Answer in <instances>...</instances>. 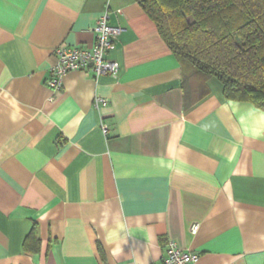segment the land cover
Segmentation results:
<instances>
[{
    "label": "crops",
    "instance_id": "1",
    "mask_svg": "<svg viewBox=\"0 0 264 264\" xmlns=\"http://www.w3.org/2000/svg\"><path fill=\"white\" fill-rule=\"evenodd\" d=\"M103 14L117 77L53 92L55 49ZM168 241L264 264V110L181 67L135 0H0V264H157Z\"/></svg>",
    "mask_w": 264,
    "mask_h": 264
},
{
    "label": "trees",
    "instance_id": "2",
    "mask_svg": "<svg viewBox=\"0 0 264 264\" xmlns=\"http://www.w3.org/2000/svg\"><path fill=\"white\" fill-rule=\"evenodd\" d=\"M135 1L181 67L217 79L225 99L264 110V0ZM32 241L36 225L24 248Z\"/></svg>",
    "mask_w": 264,
    "mask_h": 264
},
{
    "label": "built area",
    "instance_id": "3",
    "mask_svg": "<svg viewBox=\"0 0 264 264\" xmlns=\"http://www.w3.org/2000/svg\"><path fill=\"white\" fill-rule=\"evenodd\" d=\"M122 31L120 27L110 26L107 14H103L91 29L94 36L93 45L90 47L60 46L55 49L56 63L49 69L46 86L55 93L61 91L63 78L70 72L92 74L95 77H117L119 66L116 62L109 60L107 55L114 49V41ZM105 105L106 101L99 98L93 102L94 108ZM102 129L105 133L104 126ZM197 229L195 225L192 231L195 232ZM196 260L195 254L185 252L173 241H168L164 256L157 264H195Z\"/></svg>",
    "mask_w": 264,
    "mask_h": 264
}]
</instances>
